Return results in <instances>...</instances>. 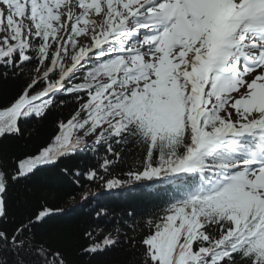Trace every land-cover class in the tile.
Returning <instances> with one entry per match:
<instances>
[{
  "label": "snow or ice",
  "instance_id": "1",
  "mask_svg": "<svg viewBox=\"0 0 264 264\" xmlns=\"http://www.w3.org/2000/svg\"><path fill=\"white\" fill-rule=\"evenodd\" d=\"M10 80L0 264H264V0H0ZM65 107L30 149L27 126ZM51 170L75 186L64 205L134 185L158 199L93 208L69 245L45 230L64 208L31 204Z\"/></svg>",
  "mask_w": 264,
  "mask_h": 264
},
{
  "label": "trees",
  "instance_id": "2",
  "mask_svg": "<svg viewBox=\"0 0 264 264\" xmlns=\"http://www.w3.org/2000/svg\"><path fill=\"white\" fill-rule=\"evenodd\" d=\"M18 88V82L11 80L0 82V101L6 102L15 94ZM70 111V107H65L62 111L53 112L43 123H30L27 126L28 131L25 133L27 137L31 138L27 141L28 147L34 149L38 145L49 142L50 137L54 134L55 122L58 119L68 117ZM33 128L35 130H32ZM89 156H81L65 161L61 167L70 169L76 167L83 168L92 162ZM31 183L33 188L31 204L33 206L47 201L55 206L63 207L65 212L68 213L67 215H57L54 219L50 220L45 230L49 237L52 235L60 236L69 245L76 242V236L91 218L89 214L93 208L97 206L105 207L116 215H120L132 208H135L139 213H143L150 209L154 201L158 199L155 192L134 185L131 188H123L126 192H123V189H115L112 192H107L102 188L96 189L93 192H89L92 203H85L83 206L80 200V191L76 190L74 192L76 199L64 205V199L68 196L69 192L74 191L75 186L69 182L67 177L61 176L58 170L40 173ZM83 191H88V189L85 188ZM75 264H84V261L76 260Z\"/></svg>",
  "mask_w": 264,
  "mask_h": 264
}]
</instances>
